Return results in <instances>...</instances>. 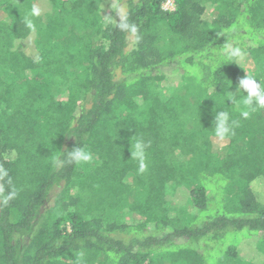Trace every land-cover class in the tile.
<instances>
[{
  "label": "trees",
  "instance_id": "16d2710c",
  "mask_svg": "<svg viewBox=\"0 0 264 264\" xmlns=\"http://www.w3.org/2000/svg\"><path fill=\"white\" fill-rule=\"evenodd\" d=\"M165 1L0 0V264H264V0Z\"/></svg>",
  "mask_w": 264,
  "mask_h": 264
},
{
  "label": "clouds",
  "instance_id": "9594fccd",
  "mask_svg": "<svg viewBox=\"0 0 264 264\" xmlns=\"http://www.w3.org/2000/svg\"><path fill=\"white\" fill-rule=\"evenodd\" d=\"M134 31V29H133ZM233 57L242 59L243 56L239 50H234ZM246 93V94H244ZM242 94L241 103L246 110L241 111V116L248 118L255 107H264V86H262L253 76L246 75V77L239 80L236 90L232 96L231 102L237 99V96ZM214 121L216 124L215 134L223 139L225 136L232 133V125L238 124L237 121H230V114L227 111H219L215 114ZM136 155L143 158V143L136 144ZM69 161L75 164H84L92 160V154L84 147H74L68 153Z\"/></svg>",
  "mask_w": 264,
  "mask_h": 264
},
{
  "label": "rangeland",
  "instance_id": "374dc122",
  "mask_svg": "<svg viewBox=\"0 0 264 264\" xmlns=\"http://www.w3.org/2000/svg\"><path fill=\"white\" fill-rule=\"evenodd\" d=\"M126 0H121V2H120V4H119V6H118V11H117V13L115 14V17H113V20H119L122 16H123V14H124V11H125V6H124V2H125ZM30 2H33V0H30ZM113 4V3H112ZM40 5V7H39V10H40V8H41V10L42 9H44L43 8V6H41V4H39ZM112 6V5H111ZM110 8V7H109ZM108 10V9H107ZM110 12V11H109ZM108 12V13H109ZM23 49H24V51L25 52H27V53H32V54H35L36 53V51H35V48H34V45H33V43L31 42V40H29V41H27L26 43H23ZM177 80V79H176ZM58 191V188H55V189H53L52 191H51V193H50V195H49V200H48V202L46 203V207H48V206H51L52 205V201H53V198H54V196H55V194H56V192ZM233 238V236L232 235H230L228 238H227V242H229L231 239ZM247 239H245L244 238V240H243V238L241 239L240 237L237 239V241H236V239H234L233 241H231V242H229V243H244L243 241H246Z\"/></svg>",
  "mask_w": 264,
  "mask_h": 264
},
{
  "label": "built area",
  "instance_id": "2783aa9c",
  "mask_svg": "<svg viewBox=\"0 0 264 264\" xmlns=\"http://www.w3.org/2000/svg\"><path fill=\"white\" fill-rule=\"evenodd\" d=\"M173 5H174V0H166L162 4V9L165 11H172L173 10Z\"/></svg>",
  "mask_w": 264,
  "mask_h": 264
}]
</instances>
